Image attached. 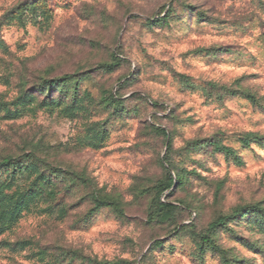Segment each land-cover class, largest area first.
I'll return each instance as SVG.
<instances>
[{
  "label": "rangeland",
  "instance_id": "obj_1",
  "mask_svg": "<svg viewBox=\"0 0 264 264\" xmlns=\"http://www.w3.org/2000/svg\"><path fill=\"white\" fill-rule=\"evenodd\" d=\"M5 158L0 264H264V0H0Z\"/></svg>",
  "mask_w": 264,
  "mask_h": 264
},
{
  "label": "trees",
  "instance_id": "obj_2",
  "mask_svg": "<svg viewBox=\"0 0 264 264\" xmlns=\"http://www.w3.org/2000/svg\"><path fill=\"white\" fill-rule=\"evenodd\" d=\"M72 78L73 77L70 76V75H65L61 79H58V80H56L54 82H49L48 84H53L52 87H55V85H57V84H59V85L63 84L62 85V88H63L64 84H67L70 80H72ZM160 131L163 133V135L165 137H168V133L165 130L160 129ZM257 139H258L257 135H255L253 133H249L248 135H246L245 137H243L241 139V143H242V145L244 147L249 148L251 146V144ZM216 147H217V149L219 151L224 153L226 156L234 157L237 163H239V164L241 163V160L239 159V157H237V153L232 148L226 147V146H222L220 144H216ZM27 157H30V155L27 156ZM15 164L16 163L13 162L12 158H5L2 162H0V166H2V167H6V166L15 167ZM168 175H169V177H168V180H167V185L165 187L166 190H171V189H173L175 187L176 184L181 185L183 183V181H184V177L182 175H177L175 178L173 177L172 167H169ZM165 189H163L160 192L164 193ZM97 204L98 205H105V201H99L98 200ZM159 206L161 208H163V209H173V208H175L174 204L165 203V202H159ZM224 221L225 220L223 218H221L218 221L214 222L211 225V227L215 228V227L221 226L224 223ZM206 239H208V238H206ZM226 263L229 264L228 261H226Z\"/></svg>",
  "mask_w": 264,
  "mask_h": 264
}]
</instances>
